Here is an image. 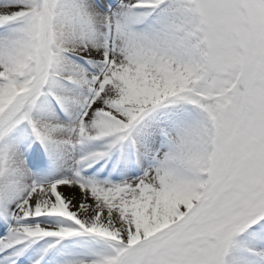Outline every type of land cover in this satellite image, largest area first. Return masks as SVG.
<instances>
[{
    "label": "snow or ice",
    "instance_id": "snow-or-ice-1",
    "mask_svg": "<svg viewBox=\"0 0 264 264\" xmlns=\"http://www.w3.org/2000/svg\"><path fill=\"white\" fill-rule=\"evenodd\" d=\"M0 264H264V0H0Z\"/></svg>",
    "mask_w": 264,
    "mask_h": 264
}]
</instances>
